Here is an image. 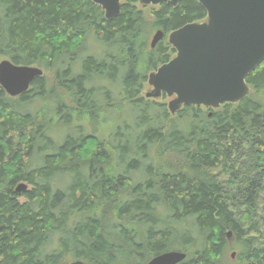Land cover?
<instances>
[{
    "label": "trees",
    "instance_id": "trees-1",
    "mask_svg": "<svg viewBox=\"0 0 264 264\" xmlns=\"http://www.w3.org/2000/svg\"><path fill=\"white\" fill-rule=\"evenodd\" d=\"M138 4L121 0L107 19L91 0H0V59L53 78L43 73L16 97L0 86V264H63L70 256L145 264L173 247L186 252L177 264H228V232L247 264H264V169L254 176L236 169L247 149L264 168V61L247 75L250 93L240 102L208 114L185 105L171 119L165 104L140 93L147 74L175 55L165 35L204 21L206 10L198 0L162 2L150 5L148 19ZM157 29L164 36L151 48ZM92 45L101 53H89ZM126 100L136 112L132 139L123 130L106 141L73 122L77 112L92 118ZM51 116L76 133L54 140ZM154 147L157 157L183 156L186 168L154 166ZM229 178L243 183L234 192L245 198L246 224ZM20 182L30 188L18 195Z\"/></svg>",
    "mask_w": 264,
    "mask_h": 264
},
{
    "label": "water",
    "instance_id": "water-1",
    "mask_svg": "<svg viewBox=\"0 0 264 264\" xmlns=\"http://www.w3.org/2000/svg\"><path fill=\"white\" fill-rule=\"evenodd\" d=\"M107 19L120 13L121 0H91ZM180 0H139L142 5L166 2L174 7ZM206 10L204 21L185 24L168 34L175 55L147 77L152 87L146 97L164 93L173 96L168 110L174 114L185 105L217 109L224 103L236 104L246 98L250 87L245 79L264 61V0H198ZM157 29L151 37L154 48L163 38ZM37 66L17 65L0 60V86L9 96L26 92L32 80L41 76ZM27 189L20 183L15 192ZM186 253L168 250L150 258L146 264H177ZM64 264H89L76 259Z\"/></svg>",
    "mask_w": 264,
    "mask_h": 264
},
{
    "label": "rangeland",
    "instance_id": "rangeland-1",
    "mask_svg": "<svg viewBox=\"0 0 264 264\" xmlns=\"http://www.w3.org/2000/svg\"><path fill=\"white\" fill-rule=\"evenodd\" d=\"M139 8L143 9L146 17L148 19H150V15L152 13V7H150V5H142V4H138ZM154 33H152L148 39V42L150 44V40L151 37ZM169 34V33H168ZM168 34L165 35L166 41L167 43L172 47V45L168 42ZM86 51V49H85ZM89 51H96L101 53V47L99 45H92ZM91 53V52H89ZM3 59V58H2ZM1 60V59H0ZM159 67V66H158ZM157 69V68H156ZM44 70V69H43ZM153 72V71H152ZM45 74V71H44ZM149 74V73H148ZM147 74V77H148ZM46 76H48L51 81H52V76L50 74H45ZM118 80V79H117ZM119 81V80H118ZM115 85L118 87V84L116 81H111V83L109 84V89L111 91L115 90ZM151 86L148 84L147 82V78L146 81L143 84V89L142 92L140 93V96H145V99L148 98V100H152L155 101L156 103H160V104H165L166 105V110L170 116L171 119H174L177 117V112L182 108H180L178 111H176L174 114H171L168 110V101L173 98V96H167L164 93L161 94V96L157 97V98H153V97H146V94L151 90ZM58 93L62 94L66 100H68V96L66 94H64L63 92H59ZM256 93V92H255ZM254 93V94H255ZM115 103H119L120 105V100L117 98ZM261 99L264 100V94L261 95ZM69 102V101H68ZM127 100L126 101H121V104H123L122 106H119L118 104H113V102L111 101V104L109 102V106L108 107H102L99 110L96 111V113H91L92 118H89L88 116L85 115H81L79 114V112H77L76 117H74V123H77L80 125L79 130H81L83 133H94L96 135H98L99 137L105 139L106 141L109 140L110 137H112L111 134L119 131V132H123V130H126L128 132L123 133L127 135V138L132 139V137H134L133 132L131 130H134L136 127L134 126L135 123V116H134V112L132 111L129 107H127ZM51 106L53 107V102H50ZM195 106V105H194ZM199 107V106H198ZM202 112H205V114H208V108L206 109L203 106H200ZM47 111V109H46ZM136 113V112H135ZM52 120L54 121V123H52V135L54 137V140L56 141H60L62 139V134L64 133V135L69 132L68 129H64L63 126L61 124H59V122H57L58 120L54 117L51 116ZM90 120V121H89ZM127 124V126H126ZM74 131V133H76L77 128H72L70 129V132ZM69 132V133H70ZM123 137H125V135H122ZM109 146H111V144H108ZM114 152V151H113ZM120 152V150H119ZM150 156L152 157L151 160L153 161L152 164L154 166H157L158 164H164V169L166 168H170V169H185V160L183 156H178V154L175 153H165L159 157L156 156V150L155 147L150 151ZM121 152L119 154H117L116 157H114V163L115 161L118 160V157L120 158ZM127 157V156H125ZM147 164V163H146ZM144 164V165H146ZM153 166V167H154ZM236 169L240 170L241 172H243V174H245V176H254L256 171L261 172L263 171V163L261 161L260 156H256L253 155L251 153L250 149H247L244 153V155H241L237 158L236 161ZM132 177H134L135 179H139V175L137 174V172H133L132 173ZM228 183V192L231 195V199L233 201L236 202V208L235 211L238 214L239 218L242 220L243 223H248L249 222V216L246 215L243 211L240 210V206H246L247 204L245 203V198L241 196V194L239 193H235V188H241L243 186V183H240V180H233L231 178L228 179L227 181ZM28 189L30 188V186L28 185L27 187ZM21 201H23L24 199L21 198ZM227 243L229 245V249L226 250L225 256L223 257V261L227 262L228 264H247L248 261L241 255L243 252V248L242 246L236 241L235 235L234 233H230V235H227ZM174 249H176L177 247H173ZM74 258L72 256L68 257L66 259V261H71ZM251 263H253L252 258L250 259Z\"/></svg>",
    "mask_w": 264,
    "mask_h": 264
},
{
    "label": "bare ground",
    "instance_id": "bare-ground-1",
    "mask_svg": "<svg viewBox=\"0 0 264 264\" xmlns=\"http://www.w3.org/2000/svg\"><path fill=\"white\" fill-rule=\"evenodd\" d=\"M105 16V15H104ZM3 59H6V58H3ZM2 60V59H1ZM38 67V66H37ZM39 68H41V67H39ZM42 70H43V68H41ZM43 73H44V70H43ZM43 73H42V75H43ZM39 77V76H38ZM31 84V83H30ZM29 87H30V85H29ZM29 89V88H28ZM4 90V89H3ZM6 93V92H5ZM7 94V93H6ZM8 95V94H7ZM9 96V95H8ZM17 96H19V95H17ZM11 97H13V96H11ZM14 97H16V96H14ZM20 183H24V182H20ZM19 183V184H20ZM18 185V184H17ZM27 185V184H26ZM17 187V186H16ZM15 187V188H16ZM228 235H230V232H228ZM173 250H177V249H173ZM168 251V250H167ZM179 251H181V250H179ZM162 253V252H161ZM186 253V252H185ZM158 254H160V253H158ZM157 255V254H156ZM155 256V255H154ZM153 257V256H152ZM151 257V258H152ZM68 262H70V261H68ZM86 262V261H85ZM67 263V262H66ZM64 264V263H63ZM146 264V263H145Z\"/></svg>",
    "mask_w": 264,
    "mask_h": 264
}]
</instances>
